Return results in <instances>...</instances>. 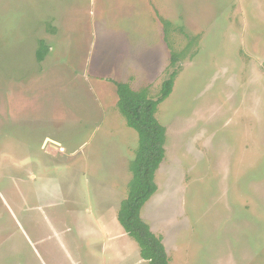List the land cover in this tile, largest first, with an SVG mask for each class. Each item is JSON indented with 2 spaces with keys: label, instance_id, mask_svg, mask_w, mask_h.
<instances>
[{
  "label": "rangeland",
  "instance_id": "obj_1",
  "mask_svg": "<svg viewBox=\"0 0 264 264\" xmlns=\"http://www.w3.org/2000/svg\"><path fill=\"white\" fill-rule=\"evenodd\" d=\"M170 45L140 215L169 264H264V0H0V264H147L117 219L138 135L111 80L155 98Z\"/></svg>",
  "mask_w": 264,
  "mask_h": 264
},
{
  "label": "trees",
  "instance_id": "obj_2",
  "mask_svg": "<svg viewBox=\"0 0 264 264\" xmlns=\"http://www.w3.org/2000/svg\"><path fill=\"white\" fill-rule=\"evenodd\" d=\"M163 25L166 34L170 23L163 20ZM47 49V45L40 40L36 50L38 61L44 58ZM183 55V51H174L170 45L166 75L155 98L149 97L147 87L135 90L128 82L111 80L117 95V109L124 117L126 125L138 135V145L134 157L129 162L131 178L127 196L120 203L117 219L125 232L137 242L140 257L146 260L147 264H169L162 237L150 229L142 219L140 211L157 189L154 175L165 155L166 129L155 114L158 105L172 92L174 81L181 70L179 61Z\"/></svg>",
  "mask_w": 264,
  "mask_h": 264
},
{
  "label": "crops",
  "instance_id": "obj_3",
  "mask_svg": "<svg viewBox=\"0 0 264 264\" xmlns=\"http://www.w3.org/2000/svg\"><path fill=\"white\" fill-rule=\"evenodd\" d=\"M114 39H115V38H112V40H114ZM117 39L120 40L119 38H117ZM121 51H122V50L120 49V51H119L118 54H120ZM96 60H98V59H96ZM94 62H95V61H94ZM95 64H96V67H93V65H92V68H91V69L94 70V71H96V70L98 69V68H97V67H98V62L96 61ZM118 67H119V63H118ZM133 68H134V67H133ZM129 78H130V76H129ZM128 83H129V82H128Z\"/></svg>",
  "mask_w": 264,
  "mask_h": 264
}]
</instances>
